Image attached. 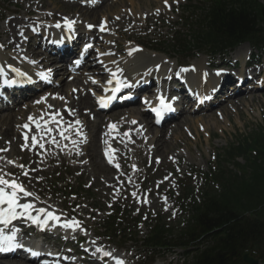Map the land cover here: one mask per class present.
<instances>
[{
	"label": "bare ground",
	"instance_id": "obj_1",
	"mask_svg": "<svg viewBox=\"0 0 264 264\" xmlns=\"http://www.w3.org/2000/svg\"><path fill=\"white\" fill-rule=\"evenodd\" d=\"M114 0L110 2L109 4L108 0H100V3L98 5L93 4L92 6H89L87 3H84V5H78L77 1L73 0L72 2H66L65 7L67 8H75L76 11L79 13L80 16L86 17L89 16L90 14H95L98 11V7H105L106 9L110 8L112 6V9L114 8V13L108 14V12H105L103 14V17L106 21V29L110 25L109 23V17L112 18V26H114V30L116 32H120L121 28L123 26H127L128 30L133 29L136 26L137 28H140L141 24L137 23L138 20H143V22L148 21L150 24L155 19L156 17L159 18L161 15H163L162 12H160L162 6L161 5V0ZM136 1V2H135ZM14 2V8L8 9L6 7V19L5 22L0 25V41L3 43V48L4 49H14V51L18 54L13 55L12 54H6L3 53L0 50V55L4 56L7 59V67L6 70L10 71L11 69L19 70L18 68L22 69L25 65H27L28 60L24 57L21 56L20 49L17 46L19 42V32L21 30L29 29L31 26L32 28H38V30H48L51 35L59 34L62 29H55L51 32L48 27H52L48 25L49 22H41V19H45L47 17H55L56 12H52L53 10H45L41 12V9H46L47 7L42 3L41 0H13ZM38 2V3H36ZM50 5H54L58 7L54 3V1H49ZM120 3L122 4L120 6ZM179 5V4H176ZM125 6H129L130 11H124L122 8ZM175 4L171 3L170 7L173 8ZM153 8H160L159 11L155 9V11H152ZM140 9H145L144 14L143 11H140ZM114 14V15H113ZM2 15V14H0ZM79 17V16H78ZM107 17V18H106ZM35 18L36 21H33ZM33 19V20H32ZM60 19V18H58ZM71 20L76 21L74 26H78V18H70ZM134 21V23H133ZM62 22V21H61ZM101 22V21H100ZM100 22L97 24V26L100 24ZM90 22H88L89 24ZM136 23V25H135ZM87 25V24H86ZM54 28V25H53ZM107 30L103 31L101 34H97L98 38L106 44L104 46V50L107 51V53H99L98 52V59L100 62H102L105 67L109 68V75L103 76L104 74H98L95 79L93 80L92 78L89 79H83L82 77H76L77 82L79 83H84L87 87L85 93L82 95L81 92H79L78 96L75 97L73 95V92H71L72 88H76L75 84L72 83L71 86L67 87L68 89L66 90L65 86L66 83L64 82V79L61 78L59 81H57L59 84L58 88H55L52 90L51 93L57 94L56 97L51 96L49 93V96L45 97L43 100H41L40 105H43L44 107L40 110L37 111L36 107L30 103H24L21 107L19 108H14L12 110H9L6 113H1L0 114V149L9 147L6 151H0V158H13L17 157V154L21 152V143L20 138H18L15 132L19 131V134L21 136L22 132L25 131L27 132L28 130L30 132L34 131V125L32 121H29V117H34L36 118V122H47L46 124H49V121L51 118H47L46 112H57L58 106L61 104V106H69L70 109H74V113L76 117L79 118L80 121V126L84 127L85 130H88L87 134V139L85 140L84 144L81 145L79 141H81L82 137L85 135L84 132L80 130V128L76 127L73 129H68V132L71 136L75 137V140L77 143H73L74 146L78 144L80 146V150L78 152H73L71 154L70 150L66 152V149L68 145H70V141L68 138H62L61 134H56L54 130H47V134L43 135L40 137V135L37 137L38 143L33 145L32 144V137H30V145H33V149L35 151L29 152V154H33V158L36 160H29L30 166L36 167L39 164L43 163H52L53 158L51 157V153L54 155L58 156L60 159H65V153L69 154L71 157H76V159L79 160H84V164L86 166H90L92 170L95 173L94 176V182L93 184L98 187L97 192H105V194L109 197L110 196V191L115 187L117 184V180L113 177L110 176L112 172V168L109 169L110 167L108 166L109 164L104 162L103 158L101 157L100 154V149L104 146L106 148L108 145H112L113 142L115 143V139L109 138L112 134V131L115 132L118 129V125L112 123L113 121H117L121 118H123V123L128 125L127 129L130 130V137L131 139H134V137H138L136 139V143L138 146L135 152H141L146 150V154H150V157L152 158L153 156H160L162 158H165L167 155L172 153L174 147L177 146V143L174 142L175 140L182 139V132H181V127L179 123L176 124V126H172L170 129H155L151 127L149 124L148 118H144V116H139L137 118V108H127V109H121V110H116L114 113L111 115L104 117L100 115V113L96 110L97 104L96 100L101 97L100 92L104 88H109L113 83H108L109 80L113 78L112 73L116 71L118 67L122 68V71L118 73L116 76L119 80L125 81L124 79L127 78L130 79L134 77L135 75H131L132 72L134 74L139 73L136 71H144L145 73H155L157 69L154 67H150V65L142 66V69H139L137 67H132L130 65V62L127 61V59L123 58V56H119V58L115 61V59L110 58L108 54H110L108 51H111V46H108V43L111 45L113 44L114 39L112 36H106L105 33ZM42 35L44 33L42 32ZM43 42H47V39ZM134 47L132 44L131 46H128V54H130L131 48ZM114 48H116V53L119 52L120 54L123 51L122 46L116 41L114 43ZM97 50V49H96ZM27 55L29 57H33L34 59L38 60L40 64L43 67L49 68L50 71L56 74H62V76L65 74V68L64 65H61L57 63L53 64L52 59L49 55L44 54L39 48L38 45L35 44L34 46L32 44H27L26 47ZM98 51V50H97ZM130 55H133L135 57H142L147 55V59L149 62H153V65L156 64H165L166 62L168 63L170 56L166 55L165 57L160 56V55H153V54H147L145 55V52H136V53H131ZM112 56V54H111ZM23 57V58H20ZM16 58H19L18 62V68L13 65L14 60ZM27 61V62H26ZM196 67H194V70H190L189 74L194 75V74H199L201 75L202 73L205 74L206 69H205V59L204 57H199L196 59V62H194ZM141 67V66H140ZM21 71V70H19ZM98 71V67H96V64L94 66H91L89 68V72L95 74ZM38 76H42L41 74H49V72L46 71H40L36 70ZM169 72H172L171 70ZM100 77H103L102 81H100ZM56 82V78L54 80ZM74 81V80H73ZM95 81V83L93 82ZM76 82V83H77ZM56 86V84H54ZM230 89V87H228ZM233 87L231 85V90H233ZM71 89V90H70ZM202 88H199L198 90H201ZM55 91V92H54ZM246 94L248 96L246 97ZM206 95V94H203ZM41 97V96H39ZM59 97H63V99H60ZM264 98V97H263ZM250 99L248 102L247 100ZM232 100H235V108L238 109L239 106L245 105L246 107H249L252 103H256L258 106L260 105L261 101L258 99L255 100V95L253 93H246V92H236L234 91L232 95L228 93V96L225 97L223 100H219L218 106L219 105H225L232 103ZM47 101H49V104L46 105ZM183 102L188 103L189 100L188 98H184ZM247 102V103H246ZM57 109V110H56ZM85 110H89V113L93 112V119L90 118V115L88 112H85ZM59 111V110H58ZM65 113V112H62ZM259 112H255V115H257ZM188 112H186V108H183L182 111L178 114V117L184 119V123H192L195 126L201 127L202 129L205 127V121L206 117H199L197 119L191 118L188 115ZM237 114L239 112L237 111ZM223 120L224 122H230L228 120V112H224ZM40 117H43V120H40ZM73 120H76L75 118H72ZM138 119V120H137ZM132 121H135L136 123L133 124ZM18 123H23V124H28L29 126L27 128H17ZM53 123V122H52ZM122 123V124H123ZM213 123L215 121L213 120ZM109 124L115 125L114 129H110L108 126ZM138 125H141L139 128ZM164 124H162L163 126ZM161 126V127H162ZM53 127V126H52ZM164 127V126H163ZM259 128L264 130V125L259 126ZM17 129V130H16ZM77 129H79L80 132L83 133V136H80L77 134ZM190 131V130H189ZM42 132V131H41ZM254 130H252L249 134H243L240 136V139L242 140L243 138H247L252 135ZM198 135V133H196ZM109 136V137H108ZM78 137V138H77ZM53 138V139H52ZM59 139V140H57ZM55 142H52V141ZM106 143V144H105ZM40 144H43V147H40ZM129 144L128 141L126 140L124 143H118L116 144L119 148H122L124 145ZM24 151V150H23ZM104 150H102L103 153ZM188 151V148H187ZM136 154V153H135ZM176 158L180 157V154L174 155ZM23 159V156L22 158ZM15 161V160H14ZM22 161H25L23 159ZM20 170V169H19ZM27 168H22L21 171L25 172ZM99 174H103L104 180L99 178ZM122 176V173L120 174ZM105 182H108L107 185H105ZM125 183L124 184L125 189L124 192L127 195V198L129 201L132 199L134 200L136 196L134 197L133 193L131 190L133 189L132 183ZM20 202L25 203V202H30L34 206L36 205L37 200L33 199L31 196L24 197L21 195L20 197ZM40 209V208H39ZM50 211H55L53 208ZM81 211H85V208H82ZM59 211L57 210V213ZM72 215H69V217ZM73 217V216H72ZM76 221L81 222V219L75 218ZM83 223L85 227H89L90 224L87 219L82 218ZM92 233L96 235V231L92 229ZM17 241V240H16ZM104 242L102 240H98L97 242L93 243V246L103 244ZM119 258V257H118ZM125 259H129V257H124ZM120 259L123 260V258L120 257ZM0 264H20L18 260L16 259H2L0 260ZM94 264V262H93ZM113 264V263H111Z\"/></svg>",
	"mask_w": 264,
	"mask_h": 264
},
{
	"label": "rangeland",
	"instance_id": "obj_2",
	"mask_svg": "<svg viewBox=\"0 0 264 264\" xmlns=\"http://www.w3.org/2000/svg\"><path fill=\"white\" fill-rule=\"evenodd\" d=\"M44 2V5L47 6L49 10H53V12H56L55 14L60 15L62 12L63 14L71 13V15H79L75 9H69L65 7V4L62 2H58V0H41ZM49 1H54L58 7L54 5H50ZM123 0L122 2H124ZM112 2V0H108L106 4ZM136 2V1H135ZM180 2V5L174 6V9L170 11L168 7H163L164 0H161L162 4V11L165 12V15H162L159 18L153 19L151 24L146 21L143 22V20H138L137 23H140V28L134 27V30H128L127 26H123L120 30V32L114 31V26L111 25L108 35L111 34L113 36L114 41H119L122 43V45L125 47L130 44H134L138 42L139 44L145 46L146 48L144 51L147 53H157L158 52H152L151 50L147 49L151 46H158L163 49H167L169 56L171 57V63H182V64H188L192 63V60L194 58H198L199 53L196 51H193L192 53H189L192 55V57L182 55L181 53L177 52L175 48L172 47L171 42V34L172 32H176V34H188L186 28H185V21L189 18L188 15L183 11V6L198 4L197 2H202V0H178ZM171 3H177L174 2V0L168 1V4ZM1 5L4 7H7L8 9L14 8V2L13 0H0V12H5V10L2 9ZM122 4L120 3V6ZM124 11H130L129 6H125L122 8ZM160 10V8H153L152 11ZM114 8L112 9V6L108 9L105 7L98 8L97 13L90 14L86 17H79L81 20V27H83L84 22H90L92 24H97L100 17L105 14V12L114 13ZM140 11H143L142 14H144L145 9H140ZM66 12V13H65ZM62 15V14H61ZM114 15V14H113ZM6 16L3 15L0 17V25H2L5 21ZM112 18L109 17L110 22ZM134 23V22H133ZM136 25V23H135ZM146 25V27H144ZM118 42V43H119ZM160 42H166L164 46L158 45ZM101 46V45H100ZM251 51V49L249 50ZM252 52V51H251ZM262 53V52H261ZM194 54V55H193ZM168 55V54H167ZM260 55V54H259ZM264 55V51H263ZM162 56V55H160ZM93 57V58H92ZM91 58L92 60L88 62L86 67L81 70V75L83 77V73H87V68L89 67L90 63H95V56L93 55ZM128 59V58H127ZM145 61L147 60V56L143 58ZM129 60V59H128ZM184 61V62H182ZM60 78V75H57L56 79L58 80ZM64 78V77H63ZM66 82V79H65ZM76 89L79 88L82 91V95L86 91V87L84 85H80L82 83H76L75 81ZM67 87L72 85V81L66 82ZM55 88H58L57 86ZM54 88V89H55ZM68 89V88H67ZM255 100H260L261 103L258 106L255 102L252 103L249 107H246L245 105H241L238 107V109L235 108V100L232 101V104H226L225 107L220 106L216 109H214L213 113L207 114H188L191 118L197 119L206 117L205 121H207L205 124V127L199 128L195 126L194 124L188 122L184 123V119L180 118L178 120H175L170 123L169 127L164 129H170L172 126H176L177 123L183 126L182 131V139L175 140L174 142L177 143V146L174 147L172 153H170L165 158L161 159L159 156H154L152 161H150V158H144L143 153L138 154V156H131L134 158V164H137V178L134 180L136 181V188L139 190V183L144 184L143 190L145 192H151L152 197L154 198V201H159L161 204L158 207H152L153 205H150V207H141V212H139L138 207H131V203L128 199H125V196L122 194L120 195H112L111 198H108L107 195L102 192H97L98 187L94 184H92L93 181V171L90 167H86L84 165H81V160H70L68 156H65L64 160L61 159H54L52 165H45L44 170H41V174H33L32 168H30V172L25 174V178L21 179L29 188L30 192H38L42 193L44 195L45 199L52 198V200L55 202V204H59L60 208L65 212H71L74 210H77V207L80 206V208H85L86 211H84L82 214V217L85 219H89L88 222L90 224V228L97 231L103 239L104 243L107 244L108 248L117 252L121 255L131 256L130 263H144V257H141L140 259L139 254L143 255V248L134 246L131 242H125V238H117L116 242L118 245H122L124 248L118 249L114 245L110 244L109 238L106 237V233H101L98 227L102 224V221L104 220L105 214L108 210V207H110V204L118 201L116 204V207H120L122 210H127L129 212H132V215L136 218V220L139 222L138 225L135 226V228L132 229L134 233V237L138 239L141 236H144L146 233V223L145 222V215L147 213H159L160 216L163 218L165 222H168L170 226L176 227L178 226L179 222H182L186 216H183L180 212L179 203H181L180 200L176 199V195L174 192L177 191L176 188V179L179 182V177L184 178L186 180V183H188V186L193 187L194 194L197 193V190L201 184L199 182V178L196 175H193L191 177L190 174L193 173V171H207V167L209 162L212 160L213 155L216 153L217 150H220V148L227 146L231 142L237 140L240 138L243 134H249L252 130L256 131L259 126L264 125V91L255 93ZM250 99L247 100V102ZM246 102V103H247ZM61 104L58 106L60 107ZM129 107H135L134 105H130ZM217 110V111H216ZM237 111L239 114H237ZM138 112V111H137ZM221 112V113H220ZM224 112H228V120L230 122H224V120L221 118V116H224ZM255 112H259L257 115H255ZM2 113V112H1ZM113 113H101L102 116H109ZM137 117L144 116L142 112H138ZM213 120L215 123H213ZM123 118L117 120L114 123L119 124L118 131L120 134L123 133V130L127 128V125L124 123L122 124ZM122 124V125H121ZM20 126V124H19ZM182 128V127H181ZM188 128L189 130H187ZM17 130V129H16ZM18 137V131L15 132ZM198 133V135L196 134ZM188 148V151H187ZM22 150V148H21ZM142 152V148H141ZM180 154V157L178 158V161L173 158L174 155ZM26 158V154L18 153L16 159ZM16 159L12 158V162ZM158 161H160V164H158ZM30 162H24L22 164V167L24 165H28ZM131 167H133V162L130 164ZM83 167V168H82ZM21 168V167H20ZM84 170V171H83ZM114 172L110 174L112 175ZM133 175L135 173L133 172ZM22 176V174L20 175ZM100 179H103V175H99ZM52 179H59L63 182L67 179V183H71L73 186V189L79 190V186L81 184L84 185L85 188H89L90 190L88 193H80L79 196L76 197H69L68 194L71 192V190H67L64 188L55 189L52 187ZM95 179V178H94ZM168 179V180H164ZM37 182H40L39 184ZM182 182V181H181ZM160 183H162L161 186ZM62 184V186H63ZM118 185V184H117ZM116 185V186H117ZM61 186V187H62ZM120 186V185H119ZM84 190V189H83ZM118 190V188H117ZM199 190V189H198ZM40 191V192H39ZM114 191V190H112ZM115 192V191H114ZM117 193V191H116ZM162 194H173L171 197L170 205H173V208L166 210L168 205L165 203L160 202V197ZM140 200V199H139ZM74 203V205H72ZM126 207V209H124ZM179 207V209L177 208ZM81 211V210H78ZM177 213L176 216L173 215V213ZM88 214H92V217H89ZM131 215V216H132ZM154 217V214H153ZM91 231H86L87 234L91 235ZM91 240L96 241V237H89ZM186 257L181 253L180 250L175 249L171 252H165L161 251L158 254L157 260H154L153 264H182L185 261ZM258 264H264V260L258 262Z\"/></svg>",
	"mask_w": 264,
	"mask_h": 264
},
{
	"label": "trees",
	"instance_id": "obj_3",
	"mask_svg": "<svg viewBox=\"0 0 264 264\" xmlns=\"http://www.w3.org/2000/svg\"><path fill=\"white\" fill-rule=\"evenodd\" d=\"M210 9L192 29V44L178 40L180 51L189 47L218 49L249 41L264 45V2L259 0H211ZM251 151L254 153L253 156ZM232 159L243 156L246 172L225 175L220 166L213 175V185L220 191H203L202 201L193 200L191 221L178 233L162 223L150 225L142 239L146 250L171 245L190 255L184 264H243L241 255L251 244L264 242V131L260 130L239 140L226 151ZM108 230L126 233L116 219L110 220Z\"/></svg>",
	"mask_w": 264,
	"mask_h": 264
},
{
	"label": "snow or ice",
	"instance_id": "obj_4",
	"mask_svg": "<svg viewBox=\"0 0 264 264\" xmlns=\"http://www.w3.org/2000/svg\"><path fill=\"white\" fill-rule=\"evenodd\" d=\"M89 3L93 2V0H88ZM174 2L178 3V0H174ZM165 6L166 7H170V5L168 4V0H164ZM159 11V10H157ZM76 23V21L68 19L67 17L64 18L63 20V27L66 30H72L74 24ZM56 28H61L62 25L60 22H57L55 25ZM88 28H92L93 25L89 24L87 25ZM99 28L101 31H105L106 29V21H101ZM86 47H91V45H87ZM138 49H133L132 51H136ZM131 54V53H130ZM159 66H157L158 68ZM188 68H181L180 72H184V71H188ZM2 71V70H0ZM17 72H19V70H15ZM121 72V69L117 68L116 72L112 73L113 78L116 77L117 73ZM180 73L178 72L177 75H179ZM43 75V74H41ZM46 78V77H45ZM95 83V81H93ZM6 83H15V81H6ZM108 83H111V80H109ZM127 86L125 81H121L119 79H117V86L115 88L112 89V96H108V97H99L98 98V104H100L101 107L106 106L107 102L110 101L111 99H113L115 93L117 91L120 90L121 87ZM60 99H63V97H59ZM44 98L42 97L41 100H43ZM158 99L160 100V108L159 109H153V111L157 112V116L160 115L161 111H171L172 110V105L169 102H165L163 97H158ZM40 101H37V103H39ZM57 116L53 115L51 117V119L53 121L57 120ZM40 120H43V117H40ZM29 121L32 122H36V118L34 117H29ZM47 122L45 121V124ZM133 124H135V121H132ZM76 125L80 124V121L77 120L75 121ZM29 125L25 124L23 125V127L27 128ZM36 126L37 128H40V123L36 122ZM71 127V125L69 126ZM110 129H114L115 125L113 124H109L108 126ZM50 131V129H49ZM61 136L62 138H67L64 135V132L61 131ZM77 134L80 136H83V133L79 131V129H77ZM125 135H127V133H125ZM25 139H27V137H25ZM39 141L37 139V137L33 136L32 137V144L35 145L37 144ZM52 142H55L54 140ZM80 143H82L83 141H79ZM73 143H77V141H73ZM40 147H43V144H40ZM0 151H6V149H0ZM106 156L108 155V152L106 151ZM112 162L111 157H109V163ZM9 163H13L12 161H9ZM22 167V166H21ZM135 167V166H133ZM27 174V173H25ZM24 196V197H28V196H32L33 194L30 192H27L23 185L17 183L15 180H8L5 179L4 175H0V224H3L5 226H7L12 220L17 219L18 217H26L28 220H31L32 223H36L39 224L40 227H44L50 220L51 221H56L57 223H59V217L56 216L52 211H48L44 208H40L36 210V215L32 214V209L34 208V205L30 202H25V203H21L20 202V197ZM133 195H135V193H133ZM146 202V201H145ZM41 213H43V217H41ZM62 227L64 228H72V229H77L80 227L79 221H75V220H69V221H65L62 225ZM12 247H21V245H19L16 241V232L15 229H13L11 231L10 234H6L4 229H0V251H4L7 248H12ZM96 251L98 253L102 252L103 256L105 257H111L112 259L115 260V264H125V262L118 258V257H114L112 255L111 252H107V251H103L101 248H97Z\"/></svg>",
	"mask_w": 264,
	"mask_h": 264
},
{
	"label": "water",
	"instance_id": "obj_5",
	"mask_svg": "<svg viewBox=\"0 0 264 264\" xmlns=\"http://www.w3.org/2000/svg\"><path fill=\"white\" fill-rule=\"evenodd\" d=\"M245 258V257H244ZM245 260H246V262H248V263H250V264H256V262L255 261H251L250 259H248V258H245Z\"/></svg>",
	"mask_w": 264,
	"mask_h": 264
}]
</instances>
